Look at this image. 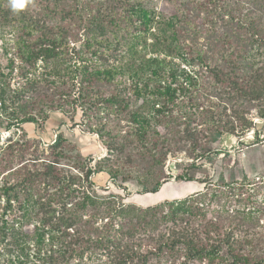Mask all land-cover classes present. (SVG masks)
<instances>
[{"label": "rangeland", "instance_id": "obj_1", "mask_svg": "<svg viewBox=\"0 0 264 264\" xmlns=\"http://www.w3.org/2000/svg\"><path fill=\"white\" fill-rule=\"evenodd\" d=\"M53 1L23 0V8L14 12L9 0H0V37L4 39L3 44L0 45L2 71L0 95H5L8 102L4 106L0 100V127H4L12 119L17 123L8 132L3 133L0 130V215L8 203L7 196L1 192L5 187H12L13 200L10 203L13 211L10 209L7 212V217L10 218L16 213L20 214L19 203H23L28 197L23 192L28 188L31 192L43 194V198L37 203H52V205L46 204L43 205L44 209L39 208L31 220V226L26 228L25 232L34 237L37 230L33 228H39L41 219H49L50 227L57 226L53 232L48 229L49 227L46 229L44 250L49 252L43 260H38L35 239L29 242L31 249L28 251L29 256L25 257L27 264H117L125 253L138 252L134 247L140 243L144 245L146 251L151 249L159 238L172 241L173 238L187 232H193V235L200 234V237L205 238L203 231H206L203 229L207 230L216 222L223 230L232 233L235 239L254 241L252 244L244 243V249L260 251L264 248V244L260 241H264V118L259 114V106H256L260 103H249L240 97L239 91L233 89L232 83L221 87L215 77L207 78L205 75L206 82L198 85L199 92H204V99L200 100L202 104L196 102L198 107H195L196 104L192 105L195 103L193 99L175 102L171 107V113L166 115L167 118L162 120V124L153 125L157 126L156 132L155 128H152L149 141L140 142L135 133L136 128L128 122L126 113L120 116L118 121L112 120L109 123L108 119L106 120L107 112L103 107L95 108L93 112L85 114L86 116L83 112L82 115L79 112L75 116L73 102L77 94L72 91L73 82L69 78L65 81L51 75L50 67H45L41 60L35 64V67L27 64L16 56L14 43L24 34L31 43L46 35L55 39L59 29L64 26L72 28L74 25L83 24L79 32L75 33V30H72L73 34L66 32L65 39H68L70 48H75L77 53L82 51L86 53L85 57H90V53L87 52L90 45L88 46L84 38L86 31H94L97 37L107 34L109 36L112 28L105 17L113 13L115 17L123 19L120 25L124 27L126 23L123 21L127 17L124 10H127L129 0H90L92 11L83 6L88 0H64L67 5L76 4L75 11L78 13L74 14L73 18L66 16L65 13L50 14L49 9L56 7ZM142 5L152 9L154 14H162L166 18L179 16L181 20L178 19L177 22L180 28V41H182L180 43L191 47L193 52L195 51L194 55L198 49L194 40L202 35L201 29L196 26L199 23H211L216 14L222 13L216 0H142ZM88 13L91 14L89 18L86 16ZM26 16H32L33 22H38L39 31L33 32L26 26V24L30 25V20L24 21L25 24L20 22ZM188 19L191 20V24L187 23ZM217 25L220 26L221 22H217ZM207 26L211 25L207 24ZM213 26L212 24L211 27ZM123 35L125 36L126 33ZM202 41L199 40L200 43H203ZM97 46L95 43L90 48ZM6 49L9 54L6 53ZM100 49L106 51V47ZM108 52H115L116 56L120 54V50L109 49L106 54ZM69 54V57L74 56L71 52ZM167 55V61L174 59L170 53ZM92 58L96 61V58ZM10 59L15 62L13 70L8 66ZM174 60L180 62L178 59ZM110 61H113V58H110ZM2 75H4L3 80ZM30 81L36 84L33 85ZM115 91V86H102V83L94 89L95 94L104 93L105 96H110ZM50 104L53 105L55 112L45 123L44 115L51 113L47 107V105L50 107ZM140 104L141 101L134 106V109ZM62 110L69 113L72 120L63 117L60 113ZM31 112H35L39 118L43 116L41 127L37 128L32 124L19 126L18 119ZM190 114L192 120L186 119L185 117ZM112 117L116 119L115 114ZM240 117L248 121L240 124ZM98 123L102 124L99 125L101 128L105 123V131L118 133L116 134L118 137H115L113 142L124 145L123 153L109 152L100 143L98 137L90 133ZM217 126L222 128L224 135L219 144L212 145L218 152L216 157L212 154L213 163H207L204 159L201 161L194 159L200 151H192L190 138L201 134L204 135L203 142H205L211 133L210 128ZM59 134H63L66 141L56 148L54 142ZM164 139L171 148L164 167L167 175L175 177L178 172L177 164L187 166L194 161L204 164L206 174L199 173L197 177L204 179L208 176L213 185L210 189L215 188L214 191L220 196L219 203L206 202L203 208L200 206L206 218L198 214L197 218H189L186 223L170 222L155 228L152 221L133 219L134 217L124 215L126 213L124 211L122 214H120L122 211H115L112 217H107L104 215L105 209L102 208L103 212L98 209L83 212L85 216H80L81 220L76 218L78 222L71 228L58 223L60 217L65 218L70 213L63 212L62 205L58 204L63 203V200L52 195L59 188H66L67 182L71 180L77 186L86 183L89 166L100 163H103L107 169L118 171L117 181L107 179L103 175L92 176L89 181L92 180L95 186L92 189L85 187L83 191H90L91 195H96L101 200L107 196L116 197V201L121 198L123 203L136 206L135 214L138 215L141 213L140 208L153 207L165 201L184 199L194 193L202 192L204 185L201 183L176 182L175 178H172L163 185L158 194L142 196V187L137 183L141 175L137 163L142 155L148 154L147 148H150L151 143L162 142ZM108 140L110 142L112 139L108 138ZM26 168L31 173L39 172L35 184H29L28 180H25L23 169ZM49 172H52V175L46 176ZM221 177L224 178L222 184L219 180ZM75 187L74 185L73 189ZM71 205L69 204L68 207ZM53 235H55V244L51 241ZM50 242L53 245H50ZM4 247V244L0 246V264H10L14 261V256ZM182 252L179 250L161 256L151 255L149 264H209L188 261ZM142 262L140 259H135L128 264H142ZM212 264H222V261L218 260Z\"/></svg>", "mask_w": 264, "mask_h": 264}, {"label": "trees", "instance_id": "obj_2", "mask_svg": "<svg viewBox=\"0 0 264 264\" xmlns=\"http://www.w3.org/2000/svg\"><path fill=\"white\" fill-rule=\"evenodd\" d=\"M216 2L222 13L216 14L211 23H199L196 26L199 30L201 29L202 35L195 39L196 41L194 40V44L198 48L195 55V51L193 52L191 47L180 43L182 41H180V28L177 22L179 16L166 18L162 14H154L152 9L142 5V0L127 2V10H124L127 15L123 21L126 23L124 27L120 25V21L123 19L115 17L114 13L106 15L105 18L112 28L109 36L107 34L97 37L94 31H86L84 38L87 40L88 46L90 45L87 50L90 57H85L86 53H82V51L77 53L75 48H70L68 39H65L66 32H71V34L74 33L72 30H75V33L79 32L82 30L83 24L74 25L72 28L64 26L59 29V34L55 39L46 35L34 43L26 39L27 35L20 32L24 36H20L16 40L14 48L16 56L27 64L35 67V64L41 60L45 67H50L51 75L65 81L69 78L73 82L72 91L77 94L73 102L74 115L79 112L81 115L82 112L83 115L89 114L95 108L103 107L107 112L106 120L108 119L109 123L112 120L118 121L120 116L126 113L128 122H131L136 128L135 133L140 142L149 141L152 128H155L156 132L157 126L153 125L162 124V120L167 118L166 115L171 113V107L175 102L187 99L192 101L193 99L195 103L192 105H194L204 99V92H199L198 85L201 82H206L205 75L207 78L215 77L217 84H220L221 87L232 83L233 89L239 91L240 97L249 103H260L261 105L256 104V106H259V114L264 118V24H262L264 23V0H216ZM53 3L56 4V7L49 9V13L52 15L65 13L66 16L73 18L74 14L78 13L75 11L76 4L67 5L64 0H54ZM83 6L92 11L90 0L85 1ZM255 15L258 17H254ZM86 16L89 18L91 14L88 13ZM33 19L32 16H26L20 22L25 24L24 21L30 20V25L26 24V26L33 32L39 31L38 22H33ZM217 22H221V25L218 26ZM187 23L191 24V20L188 19ZM207 24L211 26L213 24L214 28ZM126 30L127 32H125ZM130 30L132 32H129ZM123 33L126 35L124 36ZM200 39L203 40V43L199 42ZM0 40L4 39L0 37ZM95 43L99 49L97 47L90 48ZM39 45L40 47H38ZM100 47H106V51H101ZM109 49L120 50V54L118 56L115 55V52L106 54ZM70 52L74 56L69 57ZM167 53L180 62L177 63L174 59L167 61ZM163 55L166 57H162ZM92 57L96 58V61ZM110 58H113V61H110ZM9 61L8 66L13 70L15 62L12 59ZM0 74H2L1 69ZM2 76L3 80L4 75ZM30 82L33 85L36 84L34 81ZM100 83L102 86L113 85L116 91L110 96H105L104 93L95 94L94 89L98 88ZM207 96L209 95L207 94ZM0 100L4 106L8 103L5 95L1 94ZM140 101L141 104L134 109V106H137ZM201 104L200 102L199 105ZM47 107L51 113L44 115L45 123L51 119L52 113L55 112L53 105L50 104V107L49 105ZM195 107L198 105L196 104ZM60 113L63 117L72 120L69 113L63 110ZM114 114L116 119L112 117ZM185 118L192 120L191 114ZM41 119L43 116L39 118L35 112H31L22 119H18L20 120L18 124L19 126L32 124L40 128ZM247 121L243 117L239 118L240 124L241 122L245 124ZM61 123L63 124V122ZM16 124L12 119L7 122V125L0 127V130L3 133L8 132ZM103 124L105 125V123ZM99 125L102 126L98 123L95 128L90 130V133L97 136L100 143L109 152L123 153L124 145L113 142V139L118 137L116 135L118 133L105 131L104 125L103 128ZM210 131L205 142H203L204 135L192 136L190 146L192 151H200L194 159H199V161L204 159L207 163L212 164L214 156L218 154L212 145L220 143L224 131L219 126L210 128ZM108 138L112 140L109 142ZM64 141L66 139L63 134H59L54 146L57 148ZM150 145V148H147L148 154L142 155L137 163L142 175L137 179V183L142 187V196L158 194L163 185L172 178H175L176 182L201 183L204 185V190L184 199L165 201L153 207L140 208L141 213L138 215L135 214L136 206L123 203L121 198L116 201V197L107 196L101 200L98 196L91 195L90 191H83L85 187L92 189L95 186L92 180L89 181L92 176L103 175L107 179L117 181L118 171L107 169L103 163H100V165L89 166L86 172V183L77 186L71 180L67 182L66 188H59L52 195L54 198L58 197L63 200V203L58 204L62 205L63 212L70 213L65 218L64 216L60 217L58 223L71 228L77 224V219L81 220L80 216H85L83 212L90 209H98L103 212L102 208L105 209L104 215L107 217H112L115 211H122L120 214L124 211L126 212L124 215L134 217L133 219L152 221L155 228H160L170 222L186 223L189 218H197L198 214L206 218L200 206L203 208V204L206 202L219 203L220 196L214 191L215 188L210 189L213 185L208 176L204 179L197 177L199 173L206 174L207 170L203 168L204 164L195 161L187 166L177 164L178 172L175 177L167 175L164 172V167L167 154L171 151L169 143L164 139L162 142L156 141ZM23 171L24 175L29 178L25 177L29 184L37 182L38 171L31 173L27 168ZM49 175H52V172L46 174V176ZM219 180L221 184L224 183L223 177ZM74 185L76 187L73 189ZM11 190L12 187H5L1 191L7 196L8 203L0 215V246L4 244V248L14 256V261H11L10 264H27L25 257L29 256L28 251L31 249L29 242L35 239L38 260H43L49 252V250H44L46 229L49 227L48 229L53 232L57 226L50 227L49 219H41L39 228H33L37 230L34 237L26 233L25 229L31 226V220L39 208L42 209L45 207L43 205H52V203H37L43 198V194L31 192L27 188L23 192L28 197L23 203H19L18 212L20 214L16 213L10 218L7 217V212L10 209L13 211L10 203L13 200ZM69 204L72 205L68 207ZM213 224L207 230L203 229L206 231H203L205 238L200 237V234L193 235V232L183 233L177 238L172 237V241L159 238L153 247L146 251H144V245L140 243L134 247L138 252L125 253L117 264L132 263L135 259L143 261L142 264H149L151 255L161 256L179 250L183 251V256L188 261L212 264L221 260L222 264H264V248L260 251L244 249V243L252 244L254 241L235 239L232 233L229 234L228 231L223 230L217 222ZM51 241L55 244V235L52 236ZM260 241L264 244V241ZM52 243L50 242V245H53Z\"/></svg>", "mask_w": 264, "mask_h": 264}, {"label": "clouds", "instance_id": "obj_3", "mask_svg": "<svg viewBox=\"0 0 264 264\" xmlns=\"http://www.w3.org/2000/svg\"><path fill=\"white\" fill-rule=\"evenodd\" d=\"M9 5L11 9L15 12L21 10L24 6V3L23 0H9Z\"/></svg>", "mask_w": 264, "mask_h": 264}, {"label": "built area", "instance_id": "obj_4", "mask_svg": "<svg viewBox=\"0 0 264 264\" xmlns=\"http://www.w3.org/2000/svg\"><path fill=\"white\" fill-rule=\"evenodd\" d=\"M2 44V40H0V45ZM1 104V103H0Z\"/></svg>", "mask_w": 264, "mask_h": 264}]
</instances>
